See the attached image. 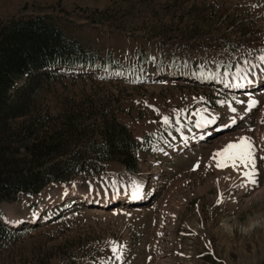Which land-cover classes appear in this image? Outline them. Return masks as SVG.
<instances>
[{"label": "rangeland", "instance_id": "rangeland-1", "mask_svg": "<svg viewBox=\"0 0 264 264\" xmlns=\"http://www.w3.org/2000/svg\"><path fill=\"white\" fill-rule=\"evenodd\" d=\"M34 17L127 70L58 67L40 90L43 108L95 100L150 143L135 172L106 163L1 203L0 223L28 233L3 246L0 264H264V161L250 185L244 168L212 159L242 136L264 156V87L234 91L264 80V0H0V27ZM110 241L123 245L121 259Z\"/></svg>", "mask_w": 264, "mask_h": 264}, {"label": "trees", "instance_id": "trees-1", "mask_svg": "<svg viewBox=\"0 0 264 264\" xmlns=\"http://www.w3.org/2000/svg\"><path fill=\"white\" fill-rule=\"evenodd\" d=\"M97 61L119 77L127 74L119 64L66 39L44 17L12 19L0 27V205L76 176H96L106 163L136 171L137 156L150 142L136 141L112 108L95 100L64 101L52 112L39 101L43 86L62 76L58 67L70 73L93 69ZM230 65L224 62L226 68ZM27 230L0 223V251Z\"/></svg>", "mask_w": 264, "mask_h": 264}, {"label": "snow or ice", "instance_id": "snow-or-ice-1", "mask_svg": "<svg viewBox=\"0 0 264 264\" xmlns=\"http://www.w3.org/2000/svg\"><path fill=\"white\" fill-rule=\"evenodd\" d=\"M258 59L261 63H264V54L260 55ZM256 102L253 100L249 101V107H252ZM231 111H235V109H231ZM162 122L167 125L169 123V118L164 116L161 118ZM234 122V121H233ZM207 123V121H204ZM199 126V124L197 125ZM259 158L264 161V156L257 157L256 148L254 143L252 142L250 137H239L238 140L226 143L222 148L218 149L215 153H213L212 159L215 161V166L217 169H223L226 167H230L233 170H236L239 167L245 169L242 173L247 183L250 185L256 184V160ZM199 167V163L197 162L194 165L193 170ZM218 203L219 198H218ZM110 251L115 257V259H121V250L123 245H117L115 242L110 241Z\"/></svg>", "mask_w": 264, "mask_h": 264}, {"label": "bare ground", "instance_id": "bare-ground-1", "mask_svg": "<svg viewBox=\"0 0 264 264\" xmlns=\"http://www.w3.org/2000/svg\"><path fill=\"white\" fill-rule=\"evenodd\" d=\"M228 89H232V88L229 87ZM84 201H85V200H84ZM257 215H258V214H257ZM7 226L10 227V228H12V227H14V226L16 227V225L12 226V224H10L9 222H7Z\"/></svg>", "mask_w": 264, "mask_h": 264}, {"label": "water", "instance_id": "water-1", "mask_svg": "<svg viewBox=\"0 0 264 264\" xmlns=\"http://www.w3.org/2000/svg\"><path fill=\"white\" fill-rule=\"evenodd\" d=\"M258 89V88H257Z\"/></svg>", "mask_w": 264, "mask_h": 264}]
</instances>
